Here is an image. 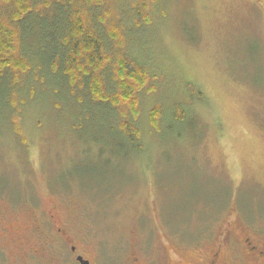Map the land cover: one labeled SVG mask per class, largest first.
Returning <instances> with one entry per match:
<instances>
[{
	"label": "rangeland",
	"instance_id": "1",
	"mask_svg": "<svg viewBox=\"0 0 264 264\" xmlns=\"http://www.w3.org/2000/svg\"><path fill=\"white\" fill-rule=\"evenodd\" d=\"M140 1L148 21L126 34L154 77L139 94L140 140L77 92L55 96L50 76L13 120L0 103L3 264H73L58 227L92 264L145 263L177 241L209 245L227 221L264 228V0L109 4ZM30 247L41 251L19 249Z\"/></svg>",
	"mask_w": 264,
	"mask_h": 264
},
{
	"label": "trees",
	"instance_id": "2",
	"mask_svg": "<svg viewBox=\"0 0 264 264\" xmlns=\"http://www.w3.org/2000/svg\"><path fill=\"white\" fill-rule=\"evenodd\" d=\"M109 2L0 0V82L6 86L0 91V103L12 112L10 120L35 83H42L38 90H43L50 76L59 80L50 88L55 96L62 90L67 97L77 92V102L103 106L122 133L140 140L135 124L139 94L153 89L149 81L154 77L145 62L127 52L126 34L143 19L148 21L147 7L140 1L122 11ZM27 43L32 50L39 49L41 57L33 59ZM160 115L158 105L149 111L155 128Z\"/></svg>",
	"mask_w": 264,
	"mask_h": 264
},
{
	"label": "flooded vegetation",
	"instance_id": "3",
	"mask_svg": "<svg viewBox=\"0 0 264 264\" xmlns=\"http://www.w3.org/2000/svg\"><path fill=\"white\" fill-rule=\"evenodd\" d=\"M50 217L53 220V214H50ZM7 228L2 230L4 237L14 238L15 230ZM28 229V226H24L18 230L25 233ZM55 234L66 242L73 264H81V261L92 264V260L84 255L83 248L76 245L65 230L58 227ZM155 248L156 256L151 257L148 262L142 263L133 256L132 264H264V228L262 225L257 226L250 221L237 219L227 221L209 245H186L177 241L176 245L162 244ZM19 249L26 254L41 251L33 247ZM14 263L29 264L26 260ZM0 264H3V261Z\"/></svg>",
	"mask_w": 264,
	"mask_h": 264
},
{
	"label": "water",
	"instance_id": "4",
	"mask_svg": "<svg viewBox=\"0 0 264 264\" xmlns=\"http://www.w3.org/2000/svg\"><path fill=\"white\" fill-rule=\"evenodd\" d=\"M88 262L87 261H81V264H87Z\"/></svg>",
	"mask_w": 264,
	"mask_h": 264
}]
</instances>
